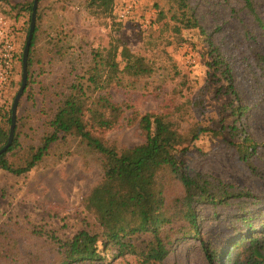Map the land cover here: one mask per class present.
Here are the masks:
<instances>
[{
	"label": "rangeland",
	"instance_id": "rangeland-1",
	"mask_svg": "<svg viewBox=\"0 0 264 264\" xmlns=\"http://www.w3.org/2000/svg\"><path fill=\"white\" fill-rule=\"evenodd\" d=\"M23 1L0 0V16L14 35L18 54L22 56L30 28V13L21 9ZM252 1L264 21V0ZM188 3L204 34L198 29L194 31L196 36L187 31L177 35L173 24L164 28L173 13V0H144L134 6L132 16L125 21L118 19L115 10L104 20L96 19L89 14L86 0H42L38 5L44 17L35 58L46 60V76L42 79L51 91L58 89L54 84L60 79L66 84L63 86L66 91L74 79L68 76L70 69L77 68L78 73L72 76L81 77L82 69L89 68L91 52L109 47L118 39L133 53L145 56L153 66V74L134 85H129L126 78L123 86L101 92L109 93L124 108L120 123L101 133L109 143L119 148L141 144L144 136L133 119L136 114L156 113L166 115L186 137L196 127L218 129L237 120L238 128L258 145L257 152L244 159L232 145L240 143V137L227 131L219 136L206 133L185 155L183 162L190 170L251 192L255 198L234 200L226 207L199 205L200 238L176 239L164 264H208L201 240L216 249L227 248L229 240L245 226L236 221L237 216L244 214L239 205L250 207L247 214L264 213V75L257 61L264 54V28L243 0H188ZM161 11L166 13L163 20H159ZM59 32L67 36L65 59L51 56L48 63L51 57L46 52L45 34L55 37ZM207 40L222 62L216 68L211 66L215 54L210 52ZM40 65L35 63V72H39ZM225 68L230 71L238 98L228 88ZM16 71L5 99L8 110L22 86V61ZM32 91L37 93V103L28 102L23 93L21 107L17 109V116L25 114L24 110L31 115L27 120L24 117L26 124L21 131L26 146L38 144L44 133L39 116V89L35 86ZM55 97L51 94V98ZM237 105L245 107V113L231 116ZM0 127L5 132L0 136L1 146L8 140L11 126L0 117ZM103 175L101 155L74 137L57 142L48 156L25 175L13 176L0 169V264H57L55 240L71 239L83 230L101 234V227L85 209L84 198L102 181ZM10 219L18 226L3 228ZM115 253L110 248L105 263L140 264L136 255L114 258Z\"/></svg>",
	"mask_w": 264,
	"mask_h": 264
},
{
	"label": "trees",
	"instance_id": "trees-1",
	"mask_svg": "<svg viewBox=\"0 0 264 264\" xmlns=\"http://www.w3.org/2000/svg\"><path fill=\"white\" fill-rule=\"evenodd\" d=\"M243 1L264 28V21L256 12L253 1ZM115 3L116 0H86L89 14L98 20L112 16ZM33 5L34 0L21 3V9L30 13L29 26ZM172 12L171 23L166 22L164 28L173 24L175 34L181 35L182 31H187L189 34L192 32L193 36H196L194 31L201 30L188 0H173ZM43 17L41 7H38L28 60V85L24 94L26 100L34 105L37 103V93L32 90L35 86L39 89V116L44 133L38 144L26 146L21 140V131L26 124L24 117L27 120L31 115L27 110L21 116L18 113L14 139L0 156V169L13 176L25 175L48 156L57 142L71 137L78 138L91 151L101 155L104 168L102 181L84 198L85 209L99 224L102 233L93 234L83 230L71 239L55 240L59 254L57 264H111L105 263L110 248L115 249L114 258L133 254L139 258L140 264H164L176 239L200 238L197 217L199 205L226 207L234 200L255 198L251 192L192 171L183 162L201 135L210 133L219 136L226 131L231 136L241 138L240 143H232L241 156L244 159L251 157L257 152L258 145L246 131L238 128L237 120L233 125H222L218 129L196 127L191 136L186 137L166 115L136 114L133 120L138 123L144 142L131 148H119L115 143H109L101 133L120 123L124 108L115 103L109 93L101 92H107L113 86H123L126 78L129 79V85H134L141 78L153 74V66L145 56L133 53L126 43L118 39L112 41L109 47L91 52L89 68L82 69L81 77L72 76L78 72L77 68H71L68 76L74 79L66 86V91L62 79L54 84L58 89L51 91V87L45 85L42 79L46 76V60L35 58ZM165 18L166 13L161 11L159 20ZM45 35L49 58L58 56L64 60L67 36L61 32L55 37L51 33ZM27 38L28 34L26 41ZM207 42L212 48L210 52L215 54L211 66L216 68L214 66L222 65V62L213 44L209 40ZM18 57L22 61V54H18ZM51 61L52 57L48 63ZM257 61L264 75V54ZM35 63H41L39 72L34 70ZM225 74L230 82L228 88L238 98L228 68H225ZM65 81L69 82L66 78ZM53 93L55 98H51ZM245 110L242 105H237L233 107L231 116H241ZM0 117L11 126L12 108L8 110L6 106L1 107ZM1 135H5L2 127ZM7 142L0 146V150ZM249 209V206L239 205V210L244 214L237 216L236 221L245 226L229 240L227 248L216 249L201 240L208 264H264V213L257 211L255 215L247 214ZM11 226L18 224L10 219L3 228Z\"/></svg>",
	"mask_w": 264,
	"mask_h": 264
},
{
	"label": "built area",
	"instance_id": "built-area-1",
	"mask_svg": "<svg viewBox=\"0 0 264 264\" xmlns=\"http://www.w3.org/2000/svg\"><path fill=\"white\" fill-rule=\"evenodd\" d=\"M117 1L114 8L115 14L120 21H125L132 16L134 6L144 0H122V3L120 0L119 4ZM18 62V49L14 35L0 16V108L5 106L6 95L17 73Z\"/></svg>",
	"mask_w": 264,
	"mask_h": 264
},
{
	"label": "water",
	"instance_id": "water-1",
	"mask_svg": "<svg viewBox=\"0 0 264 264\" xmlns=\"http://www.w3.org/2000/svg\"><path fill=\"white\" fill-rule=\"evenodd\" d=\"M39 5V0H34V5H33V11H32V19H31V25H30V30L28 33V38L25 44V48L23 51V56H22V86L14 100V104L12 107V124L10 128V135L7 144L0 150V156L7 151V149L11 146L14 135H15V128H16V118H17V109H18V104L20 102V99L27 87L28 83V60H29V54H30V49H31V43L33 39V33L35 30L36 26V17H37V8Z\"/></svg>",
	"mask_w": 264,
	"mask_h": 264
}]
</instances>
